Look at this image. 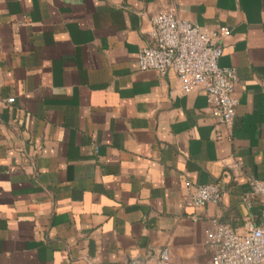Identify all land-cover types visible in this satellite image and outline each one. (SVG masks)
<instances>
[{
	"label": "crops",
	"instance_id": "crops-1",
	"mask_svg": "<svg viewBox=\"0 0 264 264\" xmlns=\"http://www.w3.org/2000/svg\"><path fill=\"white\" fill-rule=\"evenodd\" d=\"M228 28L230 128L202 90L141 71L150 17ZM7 98H13L6 103ZM264 178V0H0V264H210V220L241 230ZM217 183V204L185 183Z\"/></svg>",
	"mask_w": 264,
	"mask_h": 264
},
{
	"label": "built area",
	"instance_id": "built-area-1",
	"mask_svg": "<svg viewBox=\"0 0 264 264\" xmlns=\"http://www.w3.org/2000/svg\"><path fill=\"white\" fill-rule=\"evenodd\" d=\"M150 25L151 42L136 54L139 70L165 75L172 69L181 91L202 90L212 117L230 128L237 105L231 95L237 77L233 68L218 65L221 40L228 28L200 27L179 19L172 10L153 13ZM12 101L13 98H7L6 103ZM185 187L186 202L194 208L217 204L222 197L217 183L186 182ZM241 199L248 207L254 202L260 206L259 221L246 219L241 230H237L212 218L204 232V243L211 253L210 264H264V178L249 180V189ZM156 264H171L165 251Z\"/></svg>",
	"mask_w": 264,
	"mask_h": 264
}]
</instances>
